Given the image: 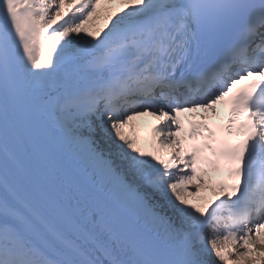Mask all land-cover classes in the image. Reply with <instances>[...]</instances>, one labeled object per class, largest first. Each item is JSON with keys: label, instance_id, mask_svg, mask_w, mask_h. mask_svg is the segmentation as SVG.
Returning <instances> with one entry per match:
<instances>
[{"label": "snow or ice", "instance_id": "obj_1", "mask_svg": "<svg viewBox=\"0 0 264 264\" xmlns=\"http://www.w3.org/2000/svg\"><path fill=\"white\" fill-rule=\"evenodd\" d=\"M0 264H264V0H0Z\"/></svg>", "mask_w": 264, "mask_h": 264}, {"label": "bare ground", "instance_id": "obj_2", "mask_svg": "<svg viewBox=\"0 0 264 264\" xmlns=\"http://www.w3.org/2000/svg\"><path fill=\"white\" fill-rule=\"evenodd\" d=\"M59 0H56V3H58ZM104 20L101 19L99 21V25L103 26ZM140 128V133H141V137H142V142H141V146L147 148L148 147V141H150L151 139V128L154 124L157 123V121L153 120L150 117L144 118L140 121L137 122ZM183 135V133L181 134ZM186 146L188 143H186ZM193 185H189V188H193ZM210 195V194H209Z\"/></svg>", "mask_w": 264, "mask_h": 264}]
</instances>
